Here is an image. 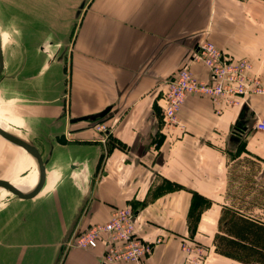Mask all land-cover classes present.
Masks as SVG:
<instances>
[{"label":"crops","instance_id":"crops-1","mask_svg":"<svg viewBox=\"0 0 264 264\" xmlns=\"http://www.w3.org/2000/svg\"><path fill=\"white\" fill-rule=\"evenodd\" d=\"M79 4L73 12L67 0L6 7L15 21L7 13L0 96L27 111L31 138L47 145L43 159L66 177L31 210L0 218V264H102L103 241L81 248L73 238L124 207L143 240L165 235L141 264H193L183 241L205 252L199 264H248L218 253L215 236L227 205L264 217V131L255 127L264 93L190 94L173 125L161 105L164 81L181 67L210 79L196 58L203 41L231 62L248 60L245 80L264 86V0H85L76 16ZM106 107L97 121L71 122ZM0 108V120L21 132L9 121L12 105Z\"/></svg>","mask_w":264,"mask_h":264},{"label":"built area","instance_id":"built-area-1","mask_svg":"<svg viewBox=\"0 0 264 264\" xmlns=\"http://www.w3.org/2000/svg\"><path fill=\"white\" fill-rule=\"evenodd\" d=\"M197 52L196 58L204 64L210 79L198 80L186 66L166 79L162 91L164 103L161 105L165 123L169 125L178 123L177 113L190 94L206 95L216 101L221 97L264 93V86H260L257 81L245 80V72L251 69L248 60L231 62L229 57L210 41L201 42ZM255 127L264 131V118L257 119ZM95 128L103 133L109 130V125L97 122ZM164 238L165 235L160 234L154 240H143L138 234L134 211L130 207H124L116 209L107 222L93 225L77 233L73 238V244L81 248H95L103 241L105 253L100 256L102 264L120 261L141 264L142 259L150 255L157 245L163 243ZM181 249L190 263H198L202 258L203 250L195 243L183 241Z\"/></svg>","mask_w":264,"mask_h":264},{"label":"rangeland","instance_id":"rangeland-1","mask_svg":"<svg viewBox=\"0 0 264 264\" xmlns=\"http://www.w3.org/2000/svg\"><path fill=\"white\" fill-rule=\"evenodd\" d=\"M26 1L29 0H0V38H1V44L5 46V49L7 50L10 47L9 46L10 42H9V34L6 32V29L4 28L6 26L4 21L6 20V18L10 20L9 19L10 17L7 16V13L10 16H12L13 21H15V16L14 14L8 12L6 7L12 2L16 3L17 5H21L23 2ZM67 1L72 2V12H73L81 0H67ZM1 21H3L4 23L3 25ZM8 26L10 27V25ZM11 26L13 29L15 28V25L12 24ZM19 44L20 47H22L21 42ZM3 54L9 55V52L6 51L5 53L4 51ZM1 100L10 103L14 109L12 111L14 116L11 117L9 121H11V123L15 127H17L22 133L27 135L28 139H30L31 142L38 147L39 151L43 155V158H46L48 156V148L47 145L44 144L43 139L40 136H35L33 137V139L31 138L32 128L30 127L28 121L29 114L27 113V111L24 108L17 106L14 102L2 96H0V101ZM0 118H6L5 114L1 111V108H0ZM41 134L42 133H40V135ZM39 146L41 148H39ZM34 170H36L35 162L23 148L13 145L10 142L0 137V180H7V181L27 180L26 178L32 175ZM65 174L66 171L64 169H61L52 163L46 164L44 185L35 196L29 199H20L8 190L0 191V218L6 219L7 213L5 212L9 210L19 209L21 212L22 210H26L27 208L31 210L32 204L34 205L39 203L40 201L45 200L55 191V189L60 185V183L66 177ZM75 179L77 180V177H75ZM34 188L35 186L27 187V188L26 187L17 188V190L20 191L21 194L27 195L31 193L34 190ZM13 216L14 218L16 217L15 214ZM12 223H15V220L12 221ZM203 256H205L204 251L202 253V257ZM193 264H199V263H193Z\"/></svg>","mask_w":264,"mask_h":264},{"label":"trees","instance_id":"trees-1","mask_svg":"<svg viewBox=\"0 0 264 264\" xmlns=\"http://www.w3.org/2000/svg\"><path fill=\"white\" fill-rule=\"evenodd\" d=\"M225 207L221 232L215 236L217 252L244 263L264 264V217L239 205Z\"/></svg>","mask_w":264,"mask_h":264},{"label":"water","instance_id":"water-1","mask_svg":"<svg viewBox=\"0 0 264 264\" xmlns=\"http://www.w3.org/2000/svg\"><path fill=\"white\" fill-rule=\"evenodd\" d=\"M85 0H82L76 10V16H78L81 12V9L84 7ZM2 66H3V57H2V49H1V42H0V74L2 71ZM109 107L104 108L102 111L93 114V115H87V116H82L78 118H74L71 120V122L79 121V120H90V121H97L98 119L104 117L106 113L109 111ZM235 127L241 128L240 124H236ZM235 132V131H234ZM0 136L5 139L6 141L10 142L13 145H16L18 147L23 148L29 155H31L37 162L38 165V170H39V177H38V182L34 188V190L27 194L23 195L21 194L20 191H18L15 186H13L10 182L6 180H0V187L4 188L11 193H13L16 197L20 199H29L33 196H35L43 187L44 182H45V164H46V159H43V156L37 146H35L32 142L26 141L24 139H21L6 130L2 129L0 127ZM66 240L61 244L60 247V252L62 251L64 245L66 244Z\"/></svg>","mask_w":264,"mask_h":264},{"label":"bare ground","instance_id":"bare-ground-1","mask_svg":"<svg viewBox=\"0 0 264 264\" xmlns=\"http://www.w3.org/2000/svg\"><path fill=\"white\" fill-rule=\"evenodd\" d=\"M0 42H1V39H0ZM1 49H2V44H1ZM0 127L2 129L6 130L7 132H9V133H11V134H13V135L21 138V139H24L26 141L31 142V140L28 139L27 136H25L21 132H18L16 129L10 127L7 123L2 122L1 120H0ZM31 158L34 160L35 165H36V170H34L33 174L31 176H29L28 178H26L27 180H13V181H8L13 186H15L16 189L17 188H24V187H26V188L27 187H33V186H36V184L38 182V177H39L38 165H37L36 160L32 156H31ZM3 190H6V189L0 187V191H3Z\"/></svg>","mask_w":264,"mask_h":264}]
</instances>
